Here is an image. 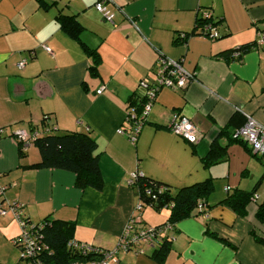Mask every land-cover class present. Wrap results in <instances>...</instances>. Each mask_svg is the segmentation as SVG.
Returning <instances> with one entry per match:
<instances>
[{
	"label": "crops",
	"instance_id": "obj_1",
	"mask_svg": "<svg viewBox=\"0 0 264 264\" xmlns=\"http://www.w3.org/2000/svg\"><path fill=\"white\" fill-rule=\"evenodd\" d=\"M40 1L54 6L44 8ZM97 2L0 0V207L22 204L21 215L32 224L46 218L74 223L75 241L113 250L133 218L153 227L170 216L169 210H136L133 173L173 190L212 179L205 212L174 225L162 261L151 257L160 243L143 255L121 251L110 264H264L258 240L264 241V223L257 218L264 204V157L229 135L219 136L234 116L237 125L250 116L264 128V48L256 47L258 33H264V0H110L114 25L97 12ZM204 11L219 22V38L192 36L175 44L177 33L192 32ZM60 12L83 26L82 42L101 59L98 76L90 74L92 58L56 22ZM248 44L254 48L231 59L230 51ZM160 56L180 60L195 78L184 90L156 94L133 144L118 130L128 128L129 101L142 96L140 82L151 77ZM45 114L59 133H90L95 139L102 190L78 189L68 171L26 168L40 162V153L30 145L22 157L13 134L39 125ZM174 114L197 127V144L169 130ZM216 140L227 157L205 169L202 159ZM235 191L252 195L244 216L222 204ZM15 220L11 213L0 215V264L22 263L13 243L21 233Z\"/></svg>",
	"mask_w": 264,
	"mask_h": 264
},
{
	"label": "trees",
	"instance_id": "obj_2",
	"mask_svg": "<svg viewBox=\"0 0 264 264\" xmlns=\"http://www.w3.org/2000/svg\"><path fill=\"white\" fill-rule=\"evenodd\" d=\"M41 5L44 8L54 6V4L48 5L44 2H42ZM56 22L59 24L61 30L76 40L81 45L84 52L92 58L93 64L90 68V74L93 77L98 76V68L101 63L100 56L96 49H91L84 42H82L81 35L84 28L77 21L76 17L65 15L60 12L56 16ZM218 23L219 22H216L211 14L208 18H203L201 15L197 18L196 25L192 32L177 33L175 37V44L184 45L192 36H204V34L209 35L202 31L206 24H210L217 32L216 27ZM218 38L219 35L216 39ZM251 48H254L253 44L243 45L242 47L230 51V57H232V55L236 52L241 53L243 56L245 53L250 51ZM159 58H161V56ZM146 102L147 93L143 90L142 96L136 98L132 96L128 104L127 112L131 109H135L139 116L142 113V109ZM51 119V114H45L39 125H35L30 128L32 130L41 129L40 131L42 132V135L35 139L33 144L38 149L41 159L39 163L27 166L26 168L68 171L75 175V185L78 189L84 190L92 188L97 191L102 190L104 180L100 171L99 155L97 154V143L95 139L91 137L90 133H59V129L54 132L44 133V126H46ZM238 120L240 119L237 116H234L228 125L220 132V138L222 136L229 135L232 142L243 144L244 142L236 136V130H238L245 123V119L241 120L242 123L237 125ZM19 147L20 155L23 157L25 149H23L21 144H19ZM226 157V149L221 147L216 140L212 144L208 155L202 159V165L205 169H208L215 164L223 162ZM131 186L135 191L139 204L142 205L143 209L151 208L156 212L169 210L170 216L168 223L175 225L185 218L205 212V209L198 210V204L200 201H204L205 205H207L208 197L213 191V180L207 179L191 186L173 190L170 186L157 180L147 178L142 174L139 175ZM250 196L252 195L241 191H235L232 195H229L224 201H222V204L231 207L239 215L244 216L246 206L250 202ZM257 218L261 223H264V204L259 206ZM40 224H42L43 227L39 230V232H37L38 238L41 243L49 248V251L45 255L39 256L40 261L42 260L47 264H68L72 261L86 260L93 257L90 256L89 258H85L80 253L68 247L71 242L75 241L74 223L46 218ZM162 225L154 227L158 228ZM18 237L13 240V243L14 241H17ZM258 240L264 244L262 239ZM171 242L172 240L168 237H164L162 244H159V248H155L151 257L162 261L171 249ZM14 245L20 252L22 249L20 243L17 242L14 243ZM21 264L24 263L22 262Z\"/></svg>",
	"mask_w": 264,
	"mask_h": 264
},
{
	"label": "built area",
	"instance_id": "obj_3",
	"mask_svg": "<svg viewBox=\"0 0 264 264\" xmlns=\"http://www.w3.org/2000/svg\"><path fill=\"white\" fill-rule=\"evenodd\" d=\"M109 1L110 0H98L94 7L107 23L114 25L116 12L110 7ZM204 12L202 13V17L208 18L210 14L207 11ZM202 31L209 34H204L202 37L216 39L218 36L215 28L210 24H206ZM256 47L264 48V33H258ZM43 49L48 53H51L49 47L43 46ZM241 56V53L236 52L231 58L233 60H239L241 59ZM25 66V60L20 61L17 65L19 70L24 69ZM151 77L152 78L146 77L140 82V87L147 93V102L142 109V113L138 116L136 110L131 109L126 114V124H128V128L118 130V134L127 136L133 144L137 142L138 137L148 120L156 94L162 88L184 90L195 78L193 74L187 72L183 68L180 60L175 61L162 56L158 59ZM97 94H102V90L97 91ZM44 129V133H49L56 131L58 128L51 119V121L44 126ZM40 130L18 128L14 132L13 137L18 144L23 146V149H26L28 146L33 145L35 139L42 135ZM169 130L190 144H197L202 139V134L193 122L189 118L180 114H174L172 116ZM236 136L248 145L253 153L264 157V128L252 117H246L245 123L236 130ZM139 175H142V173L135 172L131 175L129 180L130 185L135 182ZM4 190L5 188L0 189V196L3 195ZM229 190V188L225 189L226 192ZM205 206L204 201H200L198 204V210L205 209ZM21 208L22 204L20 203H12L8 208L0 207V215L4 216L8 213H12L20 225L21 233L17 241H14V243H20L22 247L20 251V260L24 264H47L42 260H39V256L45 255L49 251V248L40 242L37 235V232H39L43 225L32 224L24 219L21 215ZM136 210L142 212V205L138 203ZM140 224V216L133 218L126 226L116 248L113 250H104L77 241L71 242L68 247L80 253L85 258H89L90 256L93 257L86 260L72 261L68 264H110L115 256L121 251H134L143 255L146 253L145 249L157 247L162 243L164 237H168L172 240L169 233L174 229L173 224L167 222L158 228H155L154 226H139Z\"/></svg>",
	"mask_w": 264,
	"mask_h": 264
},
{
	"label": "rangeland",
	"instance_id": "obj_4",
	"mask_svg": "<svg viewBox=\"0 0 264 264\" xmlns=\"http://www.w3.org/2000/svg\"><path fill=\"white\" fill-rule=\"evenodd\" d=\"M11 215L13 216V214L11 213ZM14 217V216H13ZM15 218V217H14ZM16 219V218H15ZM16 221V220H15ZM16 222H18V221H16ZM18 225H19V223H18ZM19 227H20V225H19ZM21 229V228H20ZM21 232V231H20ZM82 243V242H81ZM19 257H20V255H19Z\"/></svg>",
	"mask_w": 264,
	"mask_h": 264
}]
</instances>
